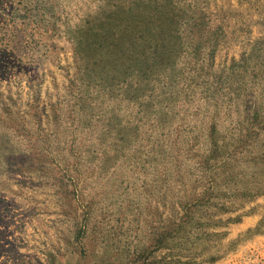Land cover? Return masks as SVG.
<instances>
[{
    "label": "rangeland",
    "instance_id": "rangeland-1",
    "mask_svg": "<svg viewBox=\"0 0 264 264\" xmlns=\"http://www.w3.org/2000/svg\"><path fill=\"white\" fill-rule=\"evenodd\" d=\"M0 264H264V0H0Z\"/></svg>",
    "mask_w": 264,
    "mask_h": 264
},
{
    "label": "trees",
    "instance_id": "trees-1",
    "mask_svg": "<svg viewBox=\"0 0 264 264\" xmlns=\"http://www.w3.org/2000/svg\"><path fill=\"white\" fill-rule=\"evenodd\" d=\"M194 209H195V207H194Z\"/></svg>",
    "mask_w": 264,
    "mask_h": 264
}]
</instances>
